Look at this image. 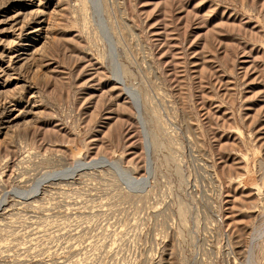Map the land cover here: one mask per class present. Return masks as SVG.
Returning a JSON list of instances; mask_svg holds the SVG:
<instances>
[{
	"label": "rangeland",
	"instance_id": "1",
	"mask_svg": "<svg viewBox=\"0 0 264 264\" xmlns=\"http://www.w3.org/2000/svg\"><path fill=\"white\" fill-rule=\"evenodd\" d=\"M0 264H264V0H0Z\"/></svg>",
	"mask_w": 264,
	"mask_h": 264
},
{
	"label": "bare ground",
	"instance_id": "2",
	"mask_svg": "<svg viewBox=\"0 0 264 264\" xmlns=\"http://www.w3.org/2000/svg\"><path fill=\"white\" fill-rule=\"evenodd\" d=\"M121 86L125 89V91H127V93L132 94V90L136 93V91L134 89L131 90L130 87H127L124 84L123 79L121 80ZM126 93V94H127ZM134 102V106L135 108H137V114L139 115V119L140 122L142 123V110H141V104H140V100L138 97V94L136 93L135 95L131 96ZM131 99V100H132ZM146 158H147V168L148 171L147 173L149 175L145 176V178L142 179H138L136 177H134L131 173H125L122 169H121V165L120 163H118L117 161L113 162L110 159H107L105 157H101L100 160H94L91 162L88 161H78L77 163H75V165L73 167H71L70 169L67 170L66 173H68L67 178L72 180L73 177H75L77 174H84L87 171L91 170V169H97V167H109L111 170H113L115 172V174H118V177L120 179V181H122V184L124 186H126V188L128 190H132V192L134 193H141L144 194L146 193V191H148L151 188V181H152V168H153V162H152V158H151V152H150V144L148 143V140H146ZM66 181V180H64ZM41 183L39 186H37L36 190L38 192L39 187H41ZM260 191V190H258Z\"/></svg>",
	"mask_w": 264,
	"mask_h": 264
}]
</instances>
